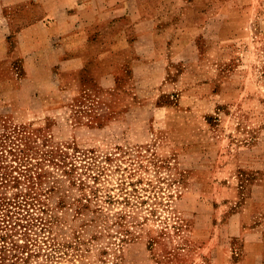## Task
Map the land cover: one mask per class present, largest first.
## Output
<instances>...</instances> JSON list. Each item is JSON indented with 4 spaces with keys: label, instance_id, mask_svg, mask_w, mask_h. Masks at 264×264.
<instances>
[{
    "label": "rangeland",
    "instance_id": "rangeland-1",
    "mask_svg": "<svg viewBox=\"0 0 264 264\" xmlns=\"http://www.w3.org/2000/svg\"><path fill=\"white\" fill-rule=\"evenodd\" d=\"M77 1L0 0V264H264V0H142L161 62L20 84L4 33Z\"/></svg>",
    "mask_w": 264,
    "mask_h": 264
},
{
    "label": "crops",
    "instance_id": "crops-1",
    "mask_svg": "<svg viewBox=\"0 0 264 264\" xmlns=\"http://www.w3.org/2000/svg\"><path fill=\"white\" fill-rule=\"evenodd\" d=\"M67 6L48 22L40 16L20 27L14 38L15 50L10 49L4 33V60L16 58L15 63L24 70L15 73L19 83H35L34 91H44L45 85L55 82L61 85L62 74H75L80 87L90 77L104 85L105 78H118L117 69L132 72L141 62L158 64L163 57L157 53L165 50V45L170 47L169 30L180 21L176 18L180 8H172L171 16L166 15V20H172L160 23L157 13L147 14L142 0H80ZM126 48L135 53H123ZM36 65L42 69H33ZM67 82L66 92L72 93L75 90Z\"/></svg>",
    "mask_w": 264,
    "mask_h": 264
},
{
    "label": "trees",
    "instance_id": "trees-1",
    "mask_svg": "<svg viewBox=\"0 0 264 264\" xmlns=\"http://www.w3.org/2000/svg\"><path fill=\"white\" fill-rule=\"evenodd\" d=\"M6 236L4 235V238H5Z\"/></svg>",
    "mask_w": 264,
    "mask_h": 264
}]
</instances>
